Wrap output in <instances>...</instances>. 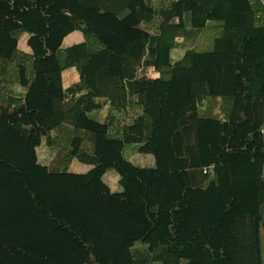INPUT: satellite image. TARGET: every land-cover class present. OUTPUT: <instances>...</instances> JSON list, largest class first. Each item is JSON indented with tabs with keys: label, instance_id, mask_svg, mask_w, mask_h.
<instances>
[{
	"label": "trees",
	"instance_id": "1",
	"mask_svg": "<svg viewBox=\"0 0 264 264\" xmlns=\"http://www.w3.org/2000/svg\"><path fill=\"white\" fill-rule=\"evenodd\" d=\"M257 1L0 0V264H151L139 246L153 214L169 238L152 253L161 264H264ZM163 29L149 77L139 69ZM75 31L86 39L65 45ZM129 108L142 112L121 138L100 131ZM128 145L153 156L156 183Z\"/></svg>",
	"mask_w": 264,
	"mask_h": 264
},
{
	"label": "crops",
	"instance_id": "2",
	"mask_svg": "<svg viewBox=\"0 0 264 264\" xmlns=\"http://www.w3.org/2000/svg\"><path fill=\"white\" fill-rule=\"evenodd\" d=\"M141 1L146 3L147 7L150 9H157L159 7L160 8L164 7V9H167V8H171L173 3L176 4V2L178 0H141ZM247 1L249 2L248 3L249 5L251 3L258 2L257 0H247ZM260 1L264 5V0H260ZM181 4L179 7H177V11H176L177 16H175V18L169 20L170 23L174 22V23L178 24V23H182L184 21V19L182 21L183 4L182 5ZM209 18L211 21H219V20L222 21V20H224V16H220V15H210ZM164 31L165 30L163 29L157 35L154 36L153 41H152V46L148 50V55L144 58L142 65L139 69L140 72L146 74L149 77L156 78L159 76V72L156 70L155 65L157 62L158 55H159L160 46L164 43V37L162 38V36H164V34H165ZM183 40H184L183 37L179 38L177 45L171 51V59L173 62L180 60L185 54L186 46L183 45ZM78 42H80V41H78ZM212 62H213V58L211 57L210 54H197L194 58V63L196 66H209L212 64ZM116 70L118 71L119 69H116ZM26 98H28V97H26ZM26 100L28 102L29 98ZM136 111L137 112L139 111L140 113L142 112L139 108H136ZM140 113H138V114L136 113V116H138ZM263 132H264V127H263ZM53 135L56 136V132H53ZM140 154L141 153H139V152L134 153L132 155V158H130L137 165H141V163H142V161H141L142 157L140 156ZM142 155L144 156L146 154H142ZM148 155L144 156L143 158L145 160H150L151 157Z\"/></svg>",
	"mask_w": 264,
	"mask_h": 264
},
{
	"label": "rangeland",
	"instance_id": "3",
	"mask_svg": "<svg viewBox=\"0 0 264 264\" xmlns=\"http://www.w3.org/2000/svg\"><path fill=\"white\" fill-rule=\"evenodd\" d=\"M157 32L158 31H156V33ZM163 37L165 38V36H162V38ZM85 39H86V35H84L81 31H76V32L70 34L66 38L65 45H69V44H72V43H75V42H78V41H81V40H85ZM109 69H112V68H107L108 72H110ZM136 113L138 114L140 112L139 111L137 112L136 108H129L126 111H124L123 113L119 114V120L118 121L112 122L111 124H109L108 127H106V126L104 127V125H101L102 128L100 129V131H102V132H104L106 134H109L112 137L121 138L122 137V132H123L122 131L123 126H126L129 123H131L133 121V119L135 118ZM91 125L93 126L94 123H92ZM20 128L22 129V131L24 133H28L29 132V127L28 126L20 125ZM128 147H129V150L126 153V156H128V154L130 153V158H132V155L136 151V146L128 145ZM147 155L148 154H146L144 156H147ZM140 156L142 157V159H141L142 163L139 166L141 167L142 172H143L142 177L150 184L156 183L157 182L156 181L157 180L156 177H153V176L151 177V176L145 174V171H149V170L155 171V164H154L153 156L150 155V154L148 155V156L151 157L150 160H145L143 158L144 156L142 154H140ZM111 186H112L113 190H116L117 189V182H115V183L112 182ZM152 219H153V221H154V223L156 225L158 223H159V225H157L158 227L155 230V232H151V234L149 236V241H151L149 249H148L147 245H142V244L139 246V249L144 251L146 254L148 253V255H150L149 261H151V264H161V262H158V261H156L154 259V255L152 253L155 250H157L161 246V244H163L165 241H167V240L169 241V238H168V236L165 233H163L164 232L163 231V223H162L161 218L159 217V215L153 214L152 215Z\"/></svg>",
	"mask_w": 264,
	"mask_h": 264
}]
</instances>
